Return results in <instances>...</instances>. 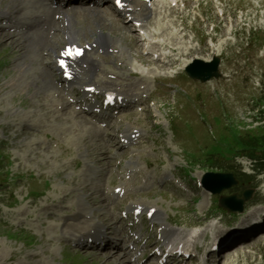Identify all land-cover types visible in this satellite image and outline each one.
<instances>
[{"label": "rangeland", "instance_id": "rangeland-1", "mask_svg": "<svg viewBox=\"0 0 264 264\" xmlns=\"http://www.w3.org/2000/svg\"><path fill=\"white\" fill-rule=\"evenodd\" d=\"M171 2L159 0L150 4L152 11L160 15L151 16L152 19L147 26L150 29L157 26L158 30L162 29L159 32L157 30L154 36L157 38L154 41L179 49V55L182 57L178 59L175 67H182L194 58L208 60L218 55L221 58L222 78L211 80L206 84L207 86L188 79L191 82L189 83L185 78L181 79V76L169 79L168 75L171 73L168 67L160 68L153 64L150 58L145 57L143 45L135 39L136 31L131 24L121 23L122 25L118 24L109 31L114 33L116 42H119L118 46L123 48V61L132 64V69L133 66H137L144 77L149 79V94H152L157 101L155 107L148 104L147 111L142 115V118L150 119L145 128L150 136L148 143L141 146V157L147 158L152 163L159 161L162 164L160 172H167L169 179L173 180L172 187L182 193L180 195L168 190L161 196L156 191L154 195L148 197L150 200L142 199L162 206L167 216L181 226H172L180 232L196 220L201 222L199 219L203 221L204 217L214 214L211 227L206 231L212 237L219 230L226 229V224L231 223L234 217L232 218L228 213L219 215L216 209L219 195H211L199 187L198 177L200 176L201 179L206 172H233L240 180V184L220 195L237 193L240 196L244 189H253V197L246 208L250 209L256 205L258 206L255 208L258 210L264 208V156L254 151L245 152L241 146L236 147L232 153L227 154L222 151L232 149L230 130L231 133L241 132V135L254 131L258 134L264 130V106H257L264 105V48L259 47V44L264 42V0H221V4L217 1L212 5L193 4L186 10L182 9L180 2L175 8H171ZM7 4L3 0L0 7L5 8ZM102 7L114 14L110 3ZM218 9L224 13L223 17L220 16L221 12H218ZM233 9L242 12L235 11V13ZM200 16L203 20L199 18ZM87 17L91 18L93 15ZM87 20L77 25L80 31L93 30L91 21L89 18ZM208 20H211L212 24ZM89 21L91 27L86 29V23ZM213 25L218 27L217 32H212ZM242 27L245 32L237 34L235 29ZM201 29H205L207 37L211 38L204 40V49H201L202 45L194 36L195 32ZM250 29L257 32L252 37L249 35ZM155 32L154 30L151 34ZM213 37L215 38L212 43ZM3 40L0 34V153L8 157L3 161L0 160L2 163L0 179L3 181L0 185V264H112V258L104 260L102 257H96L97 254L82 253L66 247L63 243L60 244L58 241L65 237L56 239V236L61 232H52L45 228L44 238H40L37 233L39 225L34 216V214L37 216L39 211L33 208L35 204H26V200L30 191H45L44 197L38 201V204H42L50 194L59 197L60 192L68 193L69 198L74 202L77 195L79 197L82 195L81 192L85 191V196L79 199L82 204L78 202L82 205L81 210L90 212L91 215L94 212L95 215L104 216L99 210V207H105L103 202L101 204L97 200L92 201L90 197L96 199L100 196L101 190L94 182L102 179L101 184L105 185L112 175V167L108 165H114L116 156L119 155H116L112 147L106 151L101 149V146L104 147L100 136L97 139L93 138L98 133L94 134L93 129L90 130L93 126L90 127L86 120L84 127L78 122L76 123L79 126H75L70 121L72 122L76 117L73 118L65 112L66 118L61 116L58 119L61 122L60 127L55 123L58 120L51 121L50 112L40 104L53 91L51 79L46 84L43 79L36 84L29 85L28 82L27 94L22 92L23 89L15 86L12 79L18 75L13 68L20 53L14 49L13 44L8 41L4 43ZM33 40L24 44L30 51V56L35 59ZM37 55L38 64L31 70L26 69L20 75L27 72L30 75H33L32 72L40 74L44 72L41 69L42 54L38 50ZM106 66L109 70L116 71L115 65ZM155 77L162 78L156 80L160 82L154 84ZM143 79L141 77L140 81H137L138 79L132 81L138 86L146 81ZM10 82H13L11 88H9ZM167 84H173V87L169 88ZM182 84L186 96L180 89ZM22 85L24 84L20 86ZM181 101L184 102L182 111ZM45 105L47 106L43 103V106ZM41 117L44 121L38 119ZM169 118L172 120L168 121ZM36 119L40 127L43 126L42 122H46L43 131L47 130L49 137L43 144L39 138L31 137L27 132L28 128L36 124ZM63 122L65 124H62ZM159 123L162 124L159 127L161 134L157 135L155 125ZM174 125L181 132L177 137L174 133L177 127L175 128ZM154 141L160 144L154 145ZM217 144L226 159L218 157L216 153L207 156L209 149ZM162 147H165V151ZM151 150L154 152L147 153ZM99 154L103 155L99 156ZM253 154L259 158L260 164L253 161L256 158ZM88 156L94 158L97 163L92 162L93 164L87 167V172H84L82 166ZM127 158L126 155L120 156L116 163ZM6 161L9 163L7 164ZM177 169L185 180L184 184L172 177L173 174H178ZM110 180L111 182L115 180V176ZM185 190L189 192H183ZM77 191L80 193H76ZM64 204L66 205V202ZM242 217L240 216V219ZM109 218V215L106 216V219ZM238 223L241 225L240 221ZM21 231L31 235L23 234ZM249 245L254 250L241 252L233 250L229 258L221 260V264H264V241L262 244Z\"/></svg>", "mask_w": 264, "mask_h": 264}, {"label": "bare ground", "instance_id": "bare-ground-1", "mask_svg": "<svg viewBox=\"0 0 264 264\" xmlns=\"http://www.w3.org/2000/svg\"><path fill=\"white\" fill-rule=\"evenodd\" d=\"M2 1L3 0H0V2H2ZM5 1L8 3L7 4L8 6L11 5V7H13L15 13H21L24 11H27L29 13L31 12L32 14L30 15V18L33 17V19H34L33 23H28L26 21V19H25V21L23 19H20V21H18V20L14 21V20L10 19V21H9L10 28L9 29H11L13 27L22 28L26 25L29 26L30 28H32V27L38 26V24H40V22H43L42 24H44L45 19L42 20V18H44V17H42L43 14H38L36 12L37 8L31 7V6L30 7H22L21 2L24 0H5ZM106 2L107 1H105V3ZM137 5H139V4H137ZM71 9H72V11H69V12L61 11L58 13L61 15V20L58 19L57 21H55L54 19H50L48 21V23L50 24L49 32L54 30V32L52 34V38H50L48 35H46V36L37 37L36 39L33 40L35 42L33 44L35 46V48H34L35 51L33 52L35 54V57H36L35 59H33L34 57L30 56V51L27 48L24 49L22 47V44L19 42L22 40L21 37L19 38L16 34L3 33V30L0 29V34H1L2 38H4L3 42L6 43L8 41L11 44H14L15 49H17L18 53H20L18 60L16 61V64H15L16 65L15 69L17 70L18 74H20V70H21V67H19V64L23 65L19 61L28 62V63H24V65L28 64L30 69L32 66L31 62H34L35 66L38 64L37 63L39 60L38 55H37L38 49H39L38 51L40 54L41 53L44 54V52H43L44 50H49V53H53L55 50H57L56 45L59 43V42H57L59 39L56 38L57 37L55 35L56 31L58 33H62L63 34L62 36H65V39L67 40V42H69V41L76 42L79 39L78 36L81 33L80 31L78 33H76V26L80 25L82 22L84 23L85 22L84 20L88 19V18L92 23L91 25L96 26L97 31H98V33L96 34V37L90 42L91 51L94 49H103V48L106 50H108V48L116 49L115 44L117 42L113 41L110 37L112 35L111 33H113V32L109 31V30L106 31V33L103 32L104 29H106L105 24L110 23L109 22L110 15L107 12L101 10L100 7L96 6V5H94V7H91V8L78 6V7H72ZM127 13L129 14L131 12H127ZM2 14H6V12H3ZM91 14H95V16L91 17V18L87 17V15H91ZM148 14H149V11H147V8L143 9L142 13L139 16V19H146ZM139 19H138V21H139ZM90 21L86 23V29H89L91 27V26L89 27ZM116 22H118V21H116ZM61 23H63L62 27L57 28L56 24H61ZM117 25L118 24L115 23L114 26L116 27ZM81 29H83V28H81ZM159 30H162V29L160 28ZM88 32H89L88 30L87 31L85 30L83 35L80 36V38L82 39L81 42L84 43V45L89 44V42L86 41V38H87L86 36L89 35V34H87ZM57 53L59 55L58 50H57ZM178 53H180V52H178ZM183 53H185V52H183ZM82 60L83 61L77 62L75 64V68H74L75 73H76L75 74V80L78 81V84H81L82 80H84V79L91 80L95 84H98L96 78H100L99 74H103V72H104V69H100V66H101L100 62L98 61V59L94 58L92 55H86V57ZM187 63H185L183 65V67H185L187 65ZM44 64L48 70L44 69V73L41 74L40 77L44 80V83L46 84V82H48L49 79H53V77L51 78V76H50V71L52 69L50 66V63L47 61L46 62L44 61ZM98 70H99V73L96 72ZM31 74L34 75L35 73L32 72ZM33 75H30L27 72V73H24L22 76L18 75L16 78H14L12 80L15 82V84H14L15 86L25 90V88H27L26 85H28V82H29V84L30 83L36 84L35 83L36 81L33 79ZM12 83H11V85H13ZM21 84H24L25 86L24 85L20 86ZM87 85H89V84H87ZM69 91H70V89H69ZM60 92H61L60 97L57 96V97H59L58 100H60V102H61V99H62V104H64V107L66 109L65 112L69 113V115H71V117L74 118V115H73L74 113L67 111L68 110L67 107L69 106V104H67V102L64 101L63 94H62V92H65V91L63 90ZM117 96L122 97V92H118ZM88 101L89 100H84V102H86L85 106L89 107V109L96 107V106H91L90 103L88 104ZM131 101H132V98H130V96L128 94L122 97V103L128 104V103H131ZM53 103H54V101H53ZM47 106H50V104H47ZM50 112L54 113L55 111L51 110ZM76 114L79 115V113H77V112H76ZM76 118L82 120V123L84 124V121H85L84 118H82V117H76ZM87 124H89V123H87ZM91 126H93V127L90 128ZM91 126L87 127V128H90V130L93 129L92 131H94V134L98 133V135H100L101 130L99 128H97L95 125H91ZM139 126H141V125H139ZM92 131H89V132L91 133ZM122 133L124 135L123 136L124 139H127V141H129V142L133 141L132 138L134 137V133L130 132V130L128 131V127H125L122 130ZM98 135H95L93 138L97 139ZM110 141H113V140H110ZM101 149H103L102 146H101ZM101 155H103V154H101ZM101 155L99 154V156H101ZM98 158L101 159V157H98ZM145 167L146 168L149 167V164L146 163ZM140 169L133 168V169L129 170L130 176L127 177L126 179H123L120 182V184L116 187V188H119L118 193L115 192L116 188H114L111 195L108 192L104 191L102 193L101 197L98 196V197H96V199L94 197H92V198L90 197V200H92V201L97 200L101 204L103 202V204L105 205L109 199L116 200L117 198H119L121 196H125L126 194L129 195V193L133 192L134 189H150L153 186L149 181L152 178V176L148 171H146L145 168H140ZM86 189H84V190H86ZM81 194L82 195H80L79 197L85 196V191L81 192ZM59 196H61L59 203L64 204L66 202V204H68V205L64 206V208H66L68 210H72L70 213H73V214L68 215V213H66V212H57V211L54 212V211H52L47 217H49L50 219H56L57 221H59L60 225H62V227L65 229L66 235L71 236L74 241H81L82 245H83L84 241L88 242L90 238H91L92 243H94V244L101 243V242L109 243L111 241L107 237V235L113 234V235H115V239L117 241L118 240L120 241V245L118 247H115V249L113 250L114 252H110L109 250L104 249V251L102 253L97 254L96 257H98V256L102 257L104 260H107L108 258H112V264H138V262H135V261H136V258H138L137 256L141 252L142 248L141 249L138 248L137 238L135 240H132L131 237L123 234V230H127L128 228H130L125 223L126 219L116 217L115 213L113 211H111V209H107V206L102 207V208L99 207L100 212L104 214V216L103 215H100V216L96 215L94 217L99 222L101 220L102 223L99 226L97 223L93 222V217L90 214V212H83L81 210L82 205L78 203V198H79L78 195H77V199H75L76 201H74V202L73 201L71 202V199L69 198L70 195L68 193L60 192ZM88 196H90V195H88ZM97 205L99 206V204H97ZM51 207H56V206L55 205L52 206V205L48 204V205H45L43 207V209H49ZM136 209L139 210L138 211L139 215L143 212L147 213L150 210H154L153 217L151 218L150 221H152L153 223H158V225L164 226V228L159 231V234H160L159 237L162 241L166 240L167 238L176 236V231L169 229L168 227H166V224L162 222V215L163 214L161 213L160 209H157L154 205L147 206L146 203H143L140 201L135 202V203H130L129 205L126 206V211H127L128 215L132 214L134 212V210H136ZM99 210H97V211H99ZM108 215L110 216V218L106 219V216H108ZM242 215H244V214H242ZM242 215H241V217H242ZM246 215L240 219L241 225L245 224L244 226H246V225L250 224V221H248L250 213H248L247 216ZM102 216H103V218L101 219ZM129 217H131V215H129ZM119 222L123 223V230H117L114 228V226ZM166 222H167V219H166ZM101 227L105 231H103V232L96 231L95 232V230H97V229L99 230ZM248 228H250V226ZM135 235H138V233L136 232ZM137 237H139V236H137ZM221 241L223 242V240H221ZM221 241H220V243H221ZM122 243L129 244L128 248L125 249L124 246L121 245ZM128 249H131V251H129ZM218 263H219V261H218Z\"/></svg>", "mask_w": 264, "mask_h": 264}, {"label": "water", "instance_id": "water-1", "mask_svg": "<svg viewBox=\"0 0 264 264\" xmlns=\"http://www.w3.org/2000/svg\"><path fill=\"white\" fill-rule=\"evenodd\" d=\"M217 66H218V60L214 59L211 63H204L201 61H195L193 65H191L190 67H188L186 69L187 73L194 79H198L202 82H205L209 79H211L212 77H218V70H217ZM209 178H213V179H219V178H228L230 179V181H228V183L223 184L219 187H213L211 186L210 183H208ZM233 184H235L231 178L230 175H214V174H208L205 177V181H204V186L211 191L212 193H219L221 190L226 189L230 186H232ZM244 200H241L237 203V205H232L230 204L228 201L231 199H221L220 203L221 206L224 208H227L229 211H238L241 212L243 210V202H245L246 200L249 199V193H244Z\"/></svg>", "mask_w": 264, "mask_h": 264}, {"label": "trees", "instance_id": "trees-1", "mask_svg": "<svg viewBox=\"0 0 264 264\" xmlns=\"http://www.w3.org/2000/svg\"><path fill=\"white\" fill-rule=\"evenodd\" d=\"M250 143L251 144H249L248 145L249 147H247L246 149L248 152L251 151L252 149L256 150L257 148H258L257 149L258 151L264 152V136L262 137L254 136L252 137V140L250 141Z\"/></svg>", "mask_w": 264, "mask_h": 264}, {"label": "snow or ice", "instance_id": "snow-or-ice-1", "mask_svg": "<svg viewBox=\"0 0 264 264\" xmlns=\"http://www.w3.org/2000/svg\"><path fill=\"white\" fill-rule=\"evenodd\" d=\"M118 2H119V0H118Z\"/></svg>", "mask_w": 264, "mask_h": 264}]
</instances>
